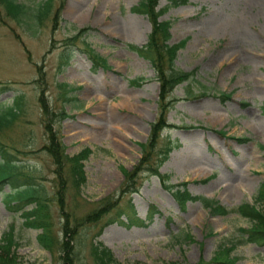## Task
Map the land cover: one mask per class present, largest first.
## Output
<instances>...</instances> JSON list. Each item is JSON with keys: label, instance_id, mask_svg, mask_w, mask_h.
Returning a JSON list of instances; mask_svg holds the SVG:
<instances>
[{"label": "rangeland", "instance_id": "1", "mask_svg": "<svg viewBox=\"0 0 264 264\" xmlns=\"http://www.w3.org/2000/svg\"><path fill=\"white\" fill-rule=\"evenodd\" d=\"M16 1L26 9L19 19L0 4V111L16 95L21 110L0 134L1 144L31 171L33 182L43 185L53 231L61 235L56 177L41 149L42 87L50 111L67 113L52 122L65 151L72 154L85 146L91 150L82 161L79 195L70 185L64 190V209L80 216L100 199H117L96 223L80 227L72 241L73 264H95L88 253L94 240L121 264H191L199 258L220 264L211 259L219 244L230 246L233 264H264V246L244 238L239 227H247L249 220L234 210L241 202L253 203L264 177V114L259 110L264 100V1L158 0L157 7L167 5L159 18L170 21L168 42L185 39L174 66L193 74L170 92L175 99L166 120L177 126L163 128L155 145V150L165 143L171 146L157 167L162 177L144 164L133 180L137 190L122 194L121 168L131 170L138 163L137 143L145 141L157 114L154 71L126 45L145 41L148 20L129 10L137 0H63L52 28L51 14L60 0L53 1L41 23L33 13L42 0ZM84 26L88 29L83 34L68 40ZM83 37L103 64L92 65L83 51ZM136 76L143 79L133 85L129 80ZM155 160L156 154L148 165L154 166ZM182 182L190 193L216 200L227 211L211 214L198 200L180 206L165 185ZM8 188L5 183L3 191ZM131 204L146 225L122 223ZM8 228L22 264H61L57 251L37 243L39 229L24 225L19 211L10 209L0 192V236Z\"/></svg>", "mask_w": 264, "mask_h": 264}, {"label": "trees", "instance_id": "2", "mask_svg": "<svg viewBox=\"0 0 264 264\" xmlns=\"http://www.w3.org/2000/svg\"><path fill=\"white\" fill-rule=\"evenodd\" d=\"M54 0H42L39 7L33 13L37 22L41 23L42 19L53 8ZM184 2L185 0H179ZM63 0H60L56 8L52 11L51 20L52 28L57 21L59 10L61 9ZM171 3H177L171 0ZM0 4L4 7L6 13L12 18L19 19L25 13V6L16 0H0ZM157 0H138V2L130 7L134 12L141 13L146 16L150 23V30L147 33L146 41L141 45L127 43V47L136 51L138 55L147 59L154 71V76L158 83L157 96V114L153 121L149 124L148 135L143 142H138L141 156L137 164L131 170L121 168L123 174V183L120 187L119 194L123 192L136 191L133 180L144 164L152 174L162 177L157 170L158 165L166 157L170 149V145L165 143L162 147L155 150L160 130L164 126H168L166 121V112L171 107L175 98L170 95L173 87L188 80L193 71H185L174 66L173 60L178 48L184 45L185 39L177 42L169 43V20H159L158 16L163 12L166 6L156 9ZM87 27H81L76 34L69 37V41L76 36L82 34ZM86 53L92 65L104 63V59L89 44L82 39ZM67 57V55H65ZM142 76H137L129 80L131 84L138 85ZM65 91L70 90L66 83H59ZM42 87L39 89L38 102L42 112V125L45 134V142L41 145V149L45 150L50 157L53 166L52 171L56 177L55 199L60 209V216L63 217L60 223L61 235L53 231V222L49 200L43 185L40 182L32 181L34 177L31 171L24 169L23 164L13 159L14 155L4 149L0 142V192H2L5 204L10 209L19 211L24 225L38 228L39 232L35 239L37 243L48 251H57V257L61 260V264H73V239L79 233L80 227L84 225H92L97 222L101 216L106 213L110 207L116 203V198L100 199L95 208L91 209L83 215L76 216L70 210L64 209L63 193L70 185L75 189L78 196L80 185L84 181V171L82 168L83 159L91 152L88 147H82L79 151L69 154L65 152V146L60 139L59 133L54 129L52 122L66 116L64 110L58 112L50 111L49 106L42 94ZM222 96H228V93L220 92ZM20 95L14 96L12 103L7 105L0 111V134L12 126V122L18 117L21 110ZM65 96V100H66ZM259 109L264 113V101L260 104ZM57 116V117H56ZM185 126V125H183ZM17 150V149H16ZM156 154L154 166H149L152 155ZM8 183V191H3V186ZM170 190L172 196L180 204L184 205L186 200H199L201 204L209 208L211 214H222L227 211L216 200H212L203 195L192 194L186 187L185 182L179 184L165 185ZM253 203L241 202L235 206L234 210L240 215L245 216L249 220L247 227H239V230L245 234L247 241L255 242L264 246V177L259 182L255 194L253 195ZM256 204H259L257 206ZM126 212V221L122 222L126 226L131 224L145 225L144 219L135 215L133 208ZM150 217V214L148 215ZM79 228V229H78ZM190 237L188 234L186 235ZM17 243L11 228L4 230L0 236V264H22L15 255V247ZM230 246L219 244L214 251L211 259L220 264H232L235 260L234 256H230L228 251ZM60 252V253H59ZM89 256L95 264H121L114 259L112 252L108 247L103 245L99 240L89 242ZM63 259V260H62ZM206 262L199 258L197 262L191 264H205ZM27 264H38L35 261ZM180 264V263H179ZM182 264V263H181ZM185 264V263H184Z\"/></svg>", "mask_w": 264, "mask_h": 264}, {"label": "bare ground", "instance_id": "3", "mask_svg": "<svg viewBox=\"0 0 264 264\" xmlns=\"http://www.w3.org/2000/svg\"><path fill=\"white\" fill-rule=\"evenodd\" d=\"M263 1H264V0H262V1H261V0H257V1H256V5L262 3ZM263 4H264V3H263ZM261 5H262V4H261Z\"/></svg>", "mask_w": 264, "mask_h": 264}]
</instances>
